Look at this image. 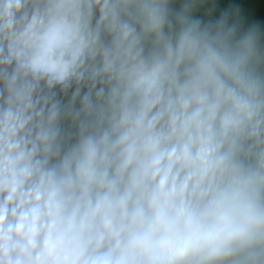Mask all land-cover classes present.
<instances>
[{
	"label": "clouds",
	"instance_id": "1",
	"mask_svg": "<svg viewBox=\"0 0 264 264\" xmlns=\"http://www.w3.org/2000/svg\"><path fill=\"white\" fill-rule=\"evenodd\" d=\"M0 264H264V0H0Z\"/></svg>",
	"mask_w": 264,
	"mask_h": 264
}]
</instances>
